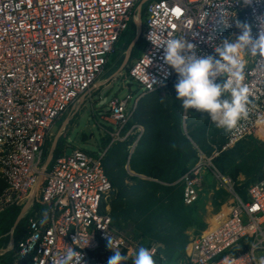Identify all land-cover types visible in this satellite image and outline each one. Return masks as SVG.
Returning a JSON list of instances; mask_svg holds the SVG:
<instances>
[{
	"label": "built area",
	"instance_id": "2783aa9c",
	"mask_svg": "<svg viewBox=\"0 0 264 264\" xmlns=\"http://www.w3.org/2000/svg\"><path fill=\"white\" fill-rule=\"evenodd\" d=\"M143 1L0 0V174L6 182L0 214L14 204H27L22 218L29 215L28 231L16 240L19 260L29 255L30 264H53L69 246L81 252L82 264H108L113 255L107 247L109 236L120 252L135 246L114 225L109 202L114 186L104 167V152L76 148L53 157L35 195L32 190L55 125L84 96L91 97L117 45L131 32ZM144 14L146 44L129 76L144 93L163 92L177 82V74L165 64L163 48L147 39L152 28L166 37H185L197 55H215L221 39L240 34L236 20L251 24L253 36L258 35L264 25V0H149ZM245 61L249 116L228 132L223 150L264 129V56H245ZM132 97L110 102L107 119L118 126L117 131L106 130L112 142L123 139L122 130L136 107H129ZM190 111L196 110H184L186 115ZM134 128L143 133L142 125ZM204 169L200 161L181 178L185 204L198 200ZM149 248L157 252L155 246ZM262 255L264 174L250 186L247 199L235 193L227 208L213 213L201 231L190 235L186 257L190 264H258Z\"/></svg>",
	"mask_w": 264,
	"mask_h": 264
},
{
	"label": "rangeland",
	"instance_id": "374dc122",
	"mask_svg": "<svg viewBox=\"0 0 264 264\" xmlns=\"http://www.w3.org/2000/svg\"><path fill=\"white\" fill-rule=\"evenodd\" d=\"M142 9L143 4L141 10H137V12L142 13ZM145 22L146 15L144 14L142 28L143 31L141 32L140 36H143L144 34ZM127 32L129 33L130 30H128ZM130 35L132 34L130 33ZM130 35H126L117 45L114 54L110 57V61L106 65L105 71L102 74L104 77L109 76L113 71L116 70V63L120 57L122 49L124 48V44L130 41ZM134 55L135 54L133 52V57ZM133 57L131 59L132 62H129L128 64L129 67L134 62ZM107 84L109 85V87L106 89V92L100 94L99 90H97L96 92H93V94L91 93V97L87 98L84 96V98L81 100L82 103L79 104L80 107L78 112L75 113L72 117L71 121L68 124L67 131L62 137L63 143L66 149L78 147L95 154H101L102 152H104V155L107 158L108 153L111 154L114 151V144H117L119 142H125L126 150L128 151L126 161H122L121 156L119 155V157L113 158L111 164H113V166L117 168L118 175L124 178V183L130 184L132 183L134 176L139 175V177H141L143 175V173H136V171L133 170L131 167L130 161L135 151H138L139 153L137 156L135 153L136 162L142 169H146L148 164L152 160L157 159V152L160 151H157L159 145L158 143H156V137H154V135L157 132H164L168 130L172 123L175 122V112L172 108L173 102L168 100L167 103L157 101L158 103H156V105L151 104L148 109H145V112L143 113L142 118L144 121L136 122L134 117L135 112L138 109V105L140 103L139 101L141 99L144 100V97H147L148 95L143 96L136 103L137 98H139L144 93V90L139 86L138 83L132 81L127 68L115 78L111 79ZM157 93L159 94L154 95L156 96V98L161 99L167 98L168 96L167 93ZM129 94H132L133 96L131 101L129 102L130 109H134L133 107L135 106V104V108L137 109H134L129 124L122 130L121 134L123 139L112 142V135L107 133L106 130L113 129L114 131H117L118 126L109 122L108 119L105 118V115L109 116L110 114L109 106L111 100L115 98L125 99ZM105 96L106 100L101 102V100ZM156 109L160 110V120L155 119ZM67 114H69V112ZM66 119L67 118H65L61 122H57V124L55 125L54 131L56 133L54 136L51 137L50 147L52 146L54 139L58 135V132L60 128L64 125ZM180 122L182 129L185 128V131L188 132L189 136H191L190 132L198 136L197 141H195L191 136V138L193 139V147H195L197 151L196 163L201 161L202 165L205 167V171L203 174L204 189L201 191L200 201L195 204L197 221L186 229L187 234L191 235L195 234V232L201 231L207 225L209 217L211 218L214 211L218 209L219 203L221 205L226 202H232L234 198V193L231 188V184L235 191L242 195L247 192L249 186L251 185L250 181L262 175L261 171L264 170V155L260 153H262L264 149L259 150L260 153L256 152L255 150H253V148H255L253 143L247 144L248 141H251L250 139L243 140L241 142L239 150L231 149L229 150L231 152L225 155L224 158H226L227 169L226 171H222L218 168V166H216V160L218 159V157L222 156L220 150H223L222 145L224 143L223 142L222 145H220L224 137L223 132L217 131L221 130L222 128H217L216 125L210 120V117L207 115V113L201 112L189 113L187 118L185 119V122L182 116V121ZM136 123L143 126V133L140 134L137 129H132V126ZM259 133L264 137V129H262V131H259ZM107 140L111 141L109 143H104ZM67 145L69 147H67ZM217 152L219 153L218 155L216 154ZM48 153L49 151L47 152V155ZM160 153L163 154V152ZM47 155H45L44 159H46ZM216 169L218 171L220 170L224 174L229 175L232 178V183L228 184L227 181H225L219 175ZM142 177L145 178L144 176ZM218 189H221L220 196L216 193ZM223 190L226 191V193ZM117 194L118 190L114 188V191L109 200L111 213H113L112 206ZM28 217L29 215L24 216L22 218V226L27 223L26 220L28 219ZM125 233L127 235L129 234L128 231H125ZM129 236L132 237L131 235ZM15 240L16 237L14 238V241ZM141 240L142 239H135L134 237V241L137 245L134 246L131 244L132 247L130 248L129 252L125 255L127 257V260L124 262V264H133L135 251L138 249L139 246L146 245L145 243H143L144 241ZM154 246L157 249L160 244H155ZM187 249L188 245L186 248V256ZM18 260L19 257H17L16 261ZM165 264L190 263L188 261V257H184L182 259L177 260L176 263H172L171 261Z\"/></svg>",
	"mask_w": 264,
	"mask_h": 264
},
{
	"label": "trees",
	"instance_id": "16d2710c",
	"mask_svg": "<svg viewBox=\"0 0 264 264\" xmlns=\"http://www.w3.org/2000/svg\"><path fill=\"white\" fill-rule=\"evenodd\" d=\"M145 44L146 41L144 36H140L135 46L133 61L141 54ZM128 45L129 41L124 44V48L121 51L115 69L122 64L125 58V50L128 48ZM130 67H127L128 71ZM168 98L169 100L171 99V97ZM168 98H157L153 100V103L155 101L166 103ZM146 104L149 105L150 103H143L145 107ZM143 105H138V109L135 112L134 118L136 122L144 121L142 118L144 113ZM180 105L181 101L175 98L172 103L175 119L177 120L175 131L161 132L156 137V142L159 145L157 151L163 152V154L157 152V159L152 160L146 169H142L136 162V156L139 154L138 151H135L136 156L134 153L131 158L130 162L132 169L138 174H145L148 178L139 177V175L134 176L132 183L125 184L124 178L118 175L117 168L114 167L111 162L114 157H119V155L122 161H126L128 151L126 150L125 142L114 144V151L111 154L108 153L107 158L105 155L103 157L106 173L112 181L114 188L118 190V194L112 206V214L115 223H117L119 228L123 231H128L129 235H134L135 238L142 239L141 241H144L143 243L146 244V247L151 245L152 242L159 243L160 247L154 258L156 263L161 264L171 261L172 263H176L177 260L186 257V247L189 243L186 229L197 221L195 204L198 203L201 198L200 197L192 205H185L182 197L183 185H181V183H174L189 166L197 162V151L195 147H193L191 140L182 133L180 127ZM217 132H223L224 137L220 144L222 145L225 141L226 131L221 129ZM190 134L195 141L198 140L197 135L191 132ZM110 141L111 140H107L104 143H109ZM240 146L241 143L236 145L232 150H239ZM63 148H65V145L62 138L54 154V158L63 153ZM256 152H259V149ZM222 154L223 155L216 160V166L222 171H226V158L224 157L229 154V151L223 152ZM260 154H264V152ZM158 172L160 173L157 174ZM149 177L157 178L169 184L150 179ZM5 187L6 182L0 176V193ZM224 192L226 193V191ZM216 193L220 196L221 189H218ZM21 209L22 205L17 203L0 214V236L14 226ZM26 222L28 223V219ZM24 226L26 227V225ZM26 233L27 232L22 233V237H24ZM15 237L16 235L14 234V238ZM6 238V242H0V246L7 245L9 236ZM20 238L21 235L18 234L16 240ZM18 253L19 248H16L1 256L0 264H15ZM30 262V256L26 255L20 259L17 264H30Z\"/></svg>",
	"mask_w": 264,
	"mask_h": 264
},
{
	"label": "clouds",
	"instance_id": "9594fccd",
	"mask_svg": "<svg viewBox=\"0 0 264 264\" xmlns=\"http://www.w3.org/2000/svg\"><path fill=\"white\" fill-rule=\"evenodd\" d=\"M243 2L250 4L252 0ZM235 24L240 34L221 39L214 46L215 55H197L196 46L185 37H166L163 31L154 28L147 36L155 48H163L165 64L177 74L174 87L182 108L207 113L216 127L226 132L249 116L251 92L244 83L245 56H264V25L258 35L253 36L251 24L239 20ZM107 247L113 252L108 264H124L127 257L121 254L119 245L110 236ZM154 256V249L141 245L134 253L133 264H156ZM82 261L81 252L66 246L53 264H82ZM258 264H264V255L259 257Z\"/></svg>",
	"mask_w": 264,
	"mask_h": 264
},
{
	"label": "crops",
	"instance_id": "0c3cea01",
	"mask_svg": "<svg viewBox=\"0 0 264 264\" xmlns=\"http://www.w3.org/2000/svg\"><path fill=\"white\" fill-rule=\"evenodd\" d=\"M131 33V32H130ZM130 33H128L129 35H130ZM104 76L103 75H101L100 76V78L98 79V80H100L101 78H103ZM97 80V81H98ZM174 85H175V83L172 85H169L168 86V89H166V91H159V90H157V91H153V92H150V93H143L141 96H140V99L143 97V96H145V95H148L147 97H144L145 99L143 100V99H139L140 101V103H139V105H143V103L145 102V103H150L149 105L148 104H146V107L143 105V112H145V109H148V107L153 103V100H156L157 98H156V96H154V95H158L159 93H157V92H160V93H167L168 94V96H167V98L168 97H171V101L172 102H174V100H175V95H177V93H176V91H175V87H174ZM95 86V85H94ZM94 86H93V88L91 89V91H92V94H93V92H96L97 90H99V92H100V94H102V93H104V92H106V89L109 87V85L107 84V85H103L101 88H98L97 89V87H96V89L94 88ZM106 100V96L101 100V102H103V101H105ZM168 100H169V98L167 99V102H168ZM166 102V103H167ZM82 103V102H81ZM156 103H158L157 101H155L152 105H156ZM77 105H79V104H77ZM165 105H167V104H165ZM74 107H75V105H73L72 107H71V109H70V111L68 110L67 112H66V114H64L63 116H62V118H60L59 120H58V122H61V121H63L65 118H67L68 117V115H70V112H72L73 111V109H74ZM80 107V106H79ZM135 109H137V108H135ZM181 110V117H180V121H182V116H183V118H184V122H185V119L187 118V116H188V114L189 113H196L197 111H193V112H189L187 115L185 114V112H184V109L182 108V106L180 105L179 106V111ZM69 112V114H67ZM155 119L156 120H160V110L159 109H156V111H155ZM67 116V117H66ZM64 117V118H63ZM71 117V116H70ZM72 117H73V115H72ZM72 117L70 118V121H71V119H72ZM108 116H106L105 115V118H107ZM176 117H177V119H178V116H177V113H176ZM69 121V122H70ZM109 121V120H108ZM110 122V121H109ZM112 123V122H111ZM176 123H177V120L175 119V122L174 123H172V125L169 127V129L168 130H166V131H170V132H174L175 131V125H176ZM69 124V123H68ZM112 124H114V123H112ZM180 127H181V130H182V133L183 134H185L190 140H191V142L193 143V139L191 138V136H189V134H188V132L187 131H185V128L184 129H182V126H181V122H180ZM186 127V126H185ZM67 128H68V125H67ZM67 128L65 129V132L67 131ZM61 129V128H60ZM184 130V131H183ZM60 131V130H59ZM65 132H64V134H65ZM161 132H163V131H160V132H157V133H155V135H154V137H157L158 135H159V133H161ZM165 132V131H164ZM59 133V132H58ZM64 134H63V136H64ZM227 135H228V132H227V134L225 135V141H224V143H223V145L226 143V141H227ZM62 136V137H63ZM62 139V138H61ZM60 139V140H61ZM246 139H250L251 141L249 142H247V144H250V143H253L254 144V147L255 148H253V150H255V151H257L258 149L259 150H262V149H264V137L259 133V134H256V135H253V136H250V137H248V138H245V139H243V140H246ZM242 140V141H243ZM156 141H157V138H156ZM242 141H240L239 143H241ZM60 142V141H59ZM157 143V142H156ZM238 143V144H239ZM238 144H236V145H238ZM51 145V144H50ZM59 145V144H58ZM222 145V146H223ZM235 145V146H236ZM235 146H233V147H231V148H228V149H225V150H220L221 151V153H223V152H228L229 150H231V149H233ZM58 147V146H57ZM67 147H69L68 145H67ZM51 148V147H50ZM50 148H49V150H50ZM76 148H78V147H73V148H68V149H66V148H64V150H63V153H69V152H71L73 149H76ZM82 149V148H81ZM48 150V151H49ZM57 150V149H56ZM230 152V151H229ZM264 152V151H263ZM62 153V154H63ZM92 153V152H91ZM45 155H47V152L45 153ZM61 155V154H60ZM223 155V154H222ZM264 155V154H263ZM264 157V156H263ZM219 158V157H218ZM263 163H264V161H263ZM194 165H196V164H194ZM194 165H191V166H189L188 167V169L174 182V183H181V185H183V190H184V182H183V180L181 179L182 177H183V175L185 174V173H187L191 168H192V166H194ZM217 170V169H216ZM204 171H205V169H204ZM204 171H203V174H204ZM217 172L218 173H220V174H222L223 176H225V177H228L230 180H231V182H232V178L229 176V175H227V174H224V173H222L220 170L218 171L217 170ZM160 172H158L157 174H159ZM261 173H262V175L260 176V177H256V178H254V179H252L251 181H250V184L252 185V184H254V183H256L257 181H259L262 177H263V174H264V170H262L261 171ZM260 173V174H261ZM0 176H1V174H0ZM145 178H148L147 176H145V174L143 175ZM2 177V176H1ZM150 179H154V180H156V181H160L159 179H157V178H154V177H149ZM4 179V178H3ZM203 181H204V175H203ZM160 182H163V181H160ZM163 183H166V182H163ZM166 184H169V183H166ZM250 185V186H251ZM250 186H249V188H250ZM249 188H248V190H249ZM204 189V183L202 184V189H201V191ZM248 190H247V192L246 193H244V194H242V195H240L239 193H237L236 191H235V189L233 188V195H234V198H233V200H235V193H237L240 197H242L243 199H247L248 198ZM200 194H201V192H200ZM182 197H183V192H182ZM199 198H200V196H199ZM198 198V199H199ZM200 200V199H199ZM232 200V201H233ZM184 203V202H183ZM185 204V203H184ZM185 205H188V204H185ZM190 205V204H189ZM192 205V204H191ZM230 205V202L229 203H224V204H221L220 205V203H219V205H218V209H216L215 211H214V213L215 212H217V211H219L220 209H225V208H227L228 206ZM111 215H112V213H111ZM113 216V215H112ZM113 220H114V222H115V219H114V216H113ZM209 221V220H208ZM22 222V221H21ZM21 222H20V225H21ZM118 222V221H117ZM117 224V223H116ZM115 223H114V225L117 227V229H119L124 235H126V236H128V237H130L129 236V234L127 235L126 233H125V231H123L122 229H120L119 228V226L118 225H116ZM15 225V224H14ZM17 226L16 227V229H15V231H14V234H15V232H17V234H18V231H20V233H19V235H21L22 236V233H25V232H27L28 231V228H27V223L25 224L26 225V227L25 226ZM12 229V228H11ZM11 229L10 230H8L6 233H4L2 236H0V242H6V237L7 236H9V238H8V243H7V245H9L10 244V241H11V233H10V231H11ZM14 234H13V241H14ZM16 235V234H15ZM189 237H190V235L188 234V239H189ZM133 241H134V236H132V237H130ZM135 239H138V238H135ZM134 243H135V241H134ZM155 244H159V243H157V242H152V244L151 245H149L148 246V248L149 247H151V246H154ZM189 244V243H188ZM7 245H4V246H0V248H4V247H6ZM135 245H137L136 243H135ZM159 247L160 246H158V248H157V250L159 249ZM17 248V245L12 249V250H14V249H16ZM187 248V247H186ZM11 250V251H12ZM11 251H9V252H11ZM9 252H7V253H9ZM7 253H4V254H2V255H0V259H1V256H3V255H5V254H7ZM158 252H156L155 253V255L157 254ZM121 254L122 255H126V253H125V251H123V252H121ZM17 262V261H16ZM15 264H17V263H15Z\"/></svg>",
	"mask_w": 264,
	"mask_h": 264
},
{
	"label": "water",
	"instance_id": "95a60500",
	"mask_svg": "<svg viewBox=\"0 0 264 264\" xmlns=\"http://www.w3.org/2000/svg\"><path fill=\"white\" fill-rule=\"evenodd\" d=\"M148 1L149 0H144L142 2V4H143L142 13L140 14L139 18L134 19V26H133V30H132V33H131L132 35L130 36V41H129L128 48L125 50V58H124L122 64L115 71H113L109 76L103 77L100 80L96 81V83L94 84L95 85L94 86L95 89H96V87L98 89V88H101L103 85H106L111 79L115 78L117 75H119L121 72H123L127 68L129 62H131V59L133 57L134 48H135V46L137 44V41H138V39H139V37L141 35V32L143 31V29H142L143 28V16H144V12H145V9H146ZM77 107H79V105H77V106L75 105L73 111ZM73 111L70 112V115H68L64 125L61 127L58 135L56 136V138L54 139V141L52 143V146H51V148L49 150V153H48V155H47V157H46V159H45V161L43 163L41 172L39 174V181H38V183L35 185V187L32 190V195H35L37 190H38L39 182L41 183V181L43 179V175L46 172L47 167L49 166L51 160L54 157V154L56 152V149H57V146L59 144V141L62 138V136H63V134L65 132V129L67 128V125H68V123L70 121V118L72 117ZM26 207H27V204H24L22 206L21 212H20V214H19V216H18V218H17V220L15 222V225L12 227V229L10 231V233H11L10 244L7 245L4 248H0V255L11 251L17 245V241L16 240L13 241V234H14V231H15L16 227L20 225L22 214L24 213ZM19 233H20V231H18V234Z\"/></svg>",
	"mask_w": 264,
	"mask_h": 264
},
{
	"label": "bare ground",
	"instance_id": "6f19581e",
	"mask_svg": "<svg viewBox=\"0 0 264 264\" xmlns=\"http://www.w3.org/2000/svg\"><path fill=\"white\" fill-rule=\"evenodd\" d=\"M141 7H142V4L140 5V7H139L137 10H141ZM137 10H136L135 18H139L140 14H141L140 12L138 13ZM135 18H134V19H135ZM83 98H84V97H83ZM83 98H82V99H83ZM82 99H81V100H82ZM80 102H81V101H80ZM259 131H262V129H260ZM39 184H40V182H39ZM210 220H211V218L209 217V221H210Z\"/></svg>",
	"mask_w": 264,
	"mask_h": 264
}]
</instances>
